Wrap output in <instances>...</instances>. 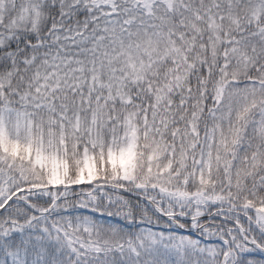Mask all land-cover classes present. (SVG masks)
Here are the masks:
<instances>
[{
    "label": "snow or ice",
    "instance_id": "1",
    "mask_svg": "<svg viewBox=\"0 0 264 264\" xmlns=\"http://www.w3.org/2000/svg\"><path fill=\"white\" fill-rule=\"evenodd\" d=\"M0 264H264V0H0Z\"/></svg>",
    "mask_w": 264,
    "mask_h": 264
}]
</instances>
